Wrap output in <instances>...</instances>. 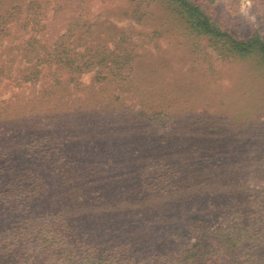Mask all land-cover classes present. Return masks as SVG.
<instances>
[{
	"label": "rangeland",
	"instance_id": "1",
	"mask_svg": "<svg viewBox=\"0 0 264 264\" xmlns=\"http://www.w3.org/2000/svg\"><path fill=\"white\" fill-rule=\"evenodd\" d=\"M200 1L264 32V0ZM58 42L74 51L55 61ZM30 45L46 58L24 62ZM0 64V264H174L201 229L211 254L196 263H250L210 230L264 214L255 60L220 55L159 1L0 0Z\"/></svg>",
	"mask_w": 264,
	"mask_h": 264
},
{
	"label": "trees",
	"instance_id": "2",
	"mask_svg": "<svg viewBox=\"0 0 264 264\" xmlns=\"http://www.w3.org/2000/svg\"><path fill=\"white\" fill-rule=\"evenodd\" d=\"M155 2H162L168 8L169 12L173 16V20L177 25L182 26L183 29L189 32L194 38H206L208 45L212 49L218 51L220 55L226 58H252L256 61L260 67V71L264 74V32H261L257 29L246 31L244 33L235 32L230 28L228 22H225L224 19L217 16L215 10H213L205 1L200 0H152ZM61 5V4H60ZM94 26L97 23H93ZM92 24V25H93ZM69 23H66L68 27ZM95 31V30H94ZM145 37L148 36V33H144ZM78 46L84 44V48L87 49L94 45H87L86 43H80L76 40ZM77 46V47H78ZM95 47L100 48L98 44H95ZM94 47V48H95ZM61 48V49H59ZM53 49L59 50L56 51L53 57L55 61L60 60L58 56L63 54H69L68 52L74 51V48L66 46L62 42H58L53 45ZM36 48L26 46L22 49V59L31 60V57H41L46 58L45 54L37 50ZM103 53V52H102ZM78 54H82L79 52ZM101 54V53H100ZM104 55H108L105 53ZM130 53L122 54H112V58H124L129 57ZM88 56V55H87ZM21 59V60H22ZM88 61L94 62L93 57H87L84 60L85 63ZM120 61V60H119ZM96 63L102 62V56L96 57ZM110 62L114 59H110ZM119 63V62H118ZM2 64V63H1ZM0 64V66H1ZM75 66L74 68H76ZM124 67L123 64L118 68ZM69 72V73H68ZM112 73L110 71L109 75ZM122 75V73H120ZM132 74V73H130ZM76 71H67V77L64 81L67 84L70 81L73 86H78L79 82L77 81ZM120 75V76H121ZM130 78L129 80H131ZM59 81H57L58 83ZM118 85V83L116 84ZM121 85V84H119ZM175 146L183 147V143L177 142ZM173 151L172 149L170 155H172L173 162L181 165L182 163L189 164L194 158V152L191 151V148H184V151L180 150ZM169 157H165V160H168ZM193 162V161H192ZM91 180H100V177L95 172L94 168L90 167ZM181 177V176H180ZM177 179H179L177 177ZM184 200L187 204L183 207L187 209L189 207L192 210L189 199ZM179 201L180 200H171ZM181 203V202H180ZM243 209H237L236 219L227 223L224 226H218L215 229L210 230V233H213L214 236L223 244L222 252L231 253V261H234L236 257L240 255L243 250L247 249V255H250L252 260L248 264H264V214L258 213L255 216L253 215H240V212ZM246 211V210H245ZM230 228H232L230 230ZM229 229V230H228ZM201 233H198L196 237L197 240L190 246L183 250L180 254V260L178 263L174 264H199L196 263L199 257L203 259L199 261L204 262L207 255L211 254L210 247H204L202 244V239L207 237V231L201 229ZM232 234V236L230 235ZM227 236V237H224ZM229 236V237H228ZM226 238V239H224ZM220 251V250H219ZM218 252V250H217ZM210 259V258H209ZM172 262V260L170 261ZM171 264V263H170ZM211 264H216L212 263Z\"/></svg>",
	"mask_w": 264,
	"mask_h": 264
}]
</instances>
